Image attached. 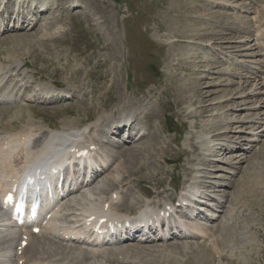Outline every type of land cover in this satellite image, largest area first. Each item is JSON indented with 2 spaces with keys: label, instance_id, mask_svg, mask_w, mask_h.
<instances>
[{
  "label": "rangeland",
  "instance_id": "obj_1",
  "mask_svg": "<svg viewBox=\"0 0 264 264\" xmlns=\"http://www.w3.org/2000/svg\"><path fill=\"white\" fill-rule=\"evenodd\" d=\"M53 1L55 4L79 1V4H67L63 9H56L55 6L36 13L32 20L34 24L26 18L24 23H19H22L21 27L13 19L10 30L0 34V68L5 73L0 89L9 93L8 101L0 103V150L3 147L6 150V139L17 133L27 131L32 134L27 151L37 152L56 131H80L78 144H98V149L92 152L94 163L96 169L104 168L106 173L100 170L99 174L103 176L94 187L87 189L81 186L77 194L63 200L61 214L56 217L59 227L71 228L75 225L76 218L65 217L68 213L75 214L72 206L76 209L100 208L99 202L107 197L103 192L120 187L123 180H133L135 177L131 178L128 172L138 171L146 165L143 176H139L144 179L143 189L135 183L120 189L118 201L122 199V202L112 205L110 213L133 218L148 210L154 212L173 199L176 204L169 222L187 223V233L196 237L186 239L178 232L166 242L150 241L144 245L132 242L126 246L130 250L133 248V252L125 246L127 251L122 252L124 255L120 253L121 256L118 252L123 245L93 248L82 243H69L63 237H60L62 240L38 237L33 242L44 248L39 247V254L24 255L17 251L19 234L12 231L13 227L0 226V264H33L41 258L44 264H75L71 259L77 250H88V253H109L113 250L119 256L118 262L100 258L102 261L93 259L84 264H264V128L257 130L259 126H255L254 134L260 133L257 137L262 142L251 143L248 140L251 139L249 129H252V124L247 120L246 123L230 122L235 112L231 106L227 108L231 105L230 100H236L232 97L239 84L249 80L251 85L240 89L253 87L254 90L256 83L262 79L259 84L264 85V44L262 48L255 46L253 41L258 38L256 36L247 42L246 39H238L246 28L253 32L264 25V0H232L252 9L249 13L238 9L233 11L227 6L215 7L210 0ZM13 9V4H4L0 6V13L3 12V17H6L13 13ZM256 10L260 18L255 14ZM255 16L257 19L253 20ZM60 27H63L62 30L55 32ZM177 33L178 38L175 36ZM192 33L205 35V38L183 40L180 36ZM221 37L227 40L219 39ZM234 37L236 39L233 40ZM263 42L264 36L261 46ZM194 54L196 59L192 58ZM77 71L81 73L75 74ZM203 71L206 72L200 75ZM254 76L259 77L257 81ZM116 79L120 80L118 87ZM197 81L200 83L194 91L195 88H192ZM42 88L48 90V98L52 91L59 89L71 91L73 98L52 103L35 101ZM259 88H263L259 92L263 93L264 87ZM19 89H22L21 92ZM123 96L134 101L129 111L140 119L151 111L157 112L158 118L152 124H139L159 141L152 142L153 136L150 135L133 141L139 140L135 138L136 134L131 136L132 141H123L124 132L117 136L113 132L108 134L105 121L115 116L114 120L121 118L117 112L127 104V99L122 100ZM262 98L264 96L260 95L246 100L237 115L241 114L245 120L259 113L248 108ZM103 101H108L107 107ZM204 107H208L210 112L204 114ZM260 117L264 118L263 115ZM89 128L93 130L88 134ZM215 128L221 129L218 131L221 138L213 137L211 131ZM203 135L206 137L199 140ZM112 138L117 141L113 142ZM223 141H226L224 147L221 145ZM196 143L198 146L191 147ZM257 144V150L252 151ZM227 145L242 149H234L233 152L237 150V153H227L230 149ZM7 150L4 156L0 152L1 179L10 169L9 161L13 165V160L23 153L20 152L22 147L16 152ZM133 150L141 154L139 161L130 163L131 159L124 152L130 155ZM212 151L214 153L211 154ZM18 153H21L20 157ZM178 154L182 155L178 161L166 164L163 160H172V155ZM242 155L244 159L240 157ZM157 168L161 169L159 174ZM191 168L200 169V176L206 175L209 179L194 181ZM101 180L103 189L100 187ZM215 182L219 183L215 189H207ZM96 188L103 191L102 195ZM193 195L198 199L193 204L198 217L188 219L185 216L188 209L182 206L180 198ZM200 196L202 199L198 198ZM127 197L130 202L125 200ZM143 206L149 208L142 210ZM3 213L0 210L2 224L6 219ZM157 236L154 233L151 239ZM45 248L52 251V255L45 253ZM135 248L141 252L138 253ZM56 251L59 253L54 256ZM62 252L65 254L62 255Z\"/></svg>",
  "mask_w": 264,
  "mask_h": 264
},
{
  "label": "bare ground",
  "instance_id": "obj_2",
  "mask_svg": "<svg viewBox=\"0 0 264 264\" xmlns=\"http://www.w3.org/2000/svg\"><path fill=\"white\" fill-rule=\"evenodd\" d=\"M31 1H35L36 3H37V7H35V8H32L33 6H32V4L30 5V2ZM67 1H69V0H67ZM195 2L196 1H198V0H194ZM211 1V3L213 4V5H215V7H221V6H227V7H229V8H231V10H239L240 12H251V10L252 9H249V8H246V7H243L242 5H239L238 3H234V2H232V0H210ZM223 1H225V2H223ZM13 2V3H12ZM100 3H104V1L102 2H100ZM6 5V4H13V6H14V12L12 13V16L11 15H8V16H4L3 17V15H4V13L2 12V13H0V17L2 18L1 20H2V23H0V25L2 26L1 28H0V34L1 33H7L10 29V21L11 20H18L17 21V23L19 24V22L20 21H24L25 19H26V15L27 16H29L30 18V20L32 19L33 20V16L32 15H34V14H39V13H41V12H43V11H47V10H50L51 8H54L55 6H56V9H59V8H64V5H67L68 4V6L70 5V6H75V5H78L79 4V1H70V2H67V4H55L54 3V1H51V0H0V6H2V5ZM155 4V3H154ZM196 4V3H195ZM246 4V1H245V3H244V5ZM248 4V3H247ZM249 6H250V4H249ZM249 6H247V7H249ZM105 8V7H104ZM255 14L256 15H258V18H260L261 17V15H260V13L259 12H257V10L255 11ZM32 16V17H31ZM262 16H263V14H262ZM6 19H7V22H5L6 21ZM9 19V20H8ZM254 19H257V17L255 16V17H253V20ZM31 24H34V21H31L30 22ZM240 26H242V25H240ZM261 27H264V25H262V26H260L259 28H256V30H254L253 32L250 30V28L248 29V28H246L245 29V31L243 32V36L242 37H239L238 39H246V42L247 41H249L252 37H254V36H256V37H258L257 39H256V41L254 40L253 42H256L255 43V46H258V47H263V44H264V42L262 43V46L260 45L261 43H260V41L262 40V38H263V36H264V29H263V31L261 30ZM62 28L63 27H60V28H57V29H55L56 31L55 32H60L61 30H62ZM235 29V28H234ZM50 31V30H49ZM49 31H47V32H49ZM238 31V30H237ZM262 32V33H261ZM45 34H46V32H45ZM50 34V33H49ZM178 33L175 35L177 38H178ZM181 36V38L183 39V40H187V39H190V40H195V39H197V40H203L205 37V35H198V34H194V33H192L190 36H185V35H180ZM46 37V36H45ZM50 38V37H49ZM181 39V40H182ZM219 39H222L223 41H225V40H227L226 38H224V37H221V38H219ZM233 40L234 39H236L235 37L234 38H232ZM178 40H180V39H178ZM221 41V40H220ZM208 42H211V40H209ZM259 42V43H258ZM240 43H242V42H240ZM248 43H246L245 45H243L242 46V48L244 47V46H246ZM141 45V44H140ZM108 47V46H107ZM107 47H105V48H107ZM110 47V46H109ZM110 49V48H109ZM106 50V49H105ZM109 53H110V51H109ZM131 53V52H130ZM232 56V59H235L234 58V55H231ZM196 55L194 54L193 55V59H196ZM129 59V58H128ZM127 59V60H128ZM89 61V60H88ZM129 61V60H128ZM234 61H236V60H234ZM18 63V62H17ZM106 63V62H105ZM125 63V62H124ZM242 64V63H241ZM108 66V65H107ZM114 68V67H113ZM207 67H205V69H206ZM109 69V68H108ZM112 70V69H111ZM206 71H203V72H200V75H202L203 73H205ZM81 73V71H77L75 74H80ZM97 73V72H96ZM91 74V73H90ZM104 74V73H103ZM249 74V73H248ZM112 75V74H111ZM236 75H238V74H235V76ZM4 76H5V73L3 72V70H1V68H0V85L3 83V81H4ZM17 76V75H16ZM92 77V76H91ZM108 77H109V75H108ZM250 78H252V75L250 76ZM259 77L258 76H254V80H256V79H258ZM103 80V79H102ZM260 80H262V79H259V81H258V83H256V87H255V89L253 90L252 88L253 87H251L250 89H248V88H246V87H248L249 85H251L250 84V82H249V80H246L244 83H243V85H238V88L236 89V93H235V95H234V97H232V100L233 99H241V101H236V100H233V101H231L230 100V103H231V105H228L227 106V108L229 107V106H231L232 107V111L233 112H235V113H231L232 114V116H231V119H230V122H243V123H246V120L248 121L247 123H250V124H252V129H249L250 130V132H249V135H251V139L250 140H248V141H250L251 143L252 142H255V143H258V142H262V140H260V139H258L259 137H257L258 135L260 136V133L258 134V133H255L254 134V128H255V126L256 125H258L259 126V128L257 129V130H260L261 128H264V118L263 117H260V115H263L264 116V114H261L262 112H264V99L262 98L261 100H258V101H255L253 104H252V107L251 108H248V109H250V110H253L254 111V113L255 112H258L259 111V113H256V114H253L252 115V117H246L245 118V120H243L242 118H241V114H239V115H237L238 114V111H242L240 108H242L241 106L242 105H245V101L246 100H251L252 98H254V97H256V96H260V95H263L264 96V92L263 93H259V92H261L262 91V89L263 88H259V87H264V85H262V84H259V82H260ZM257 81V80H256ZM115 83H116V86L118 87L119 86V83H120V80H118V79H116L115 80ZM200 83V81H197L196 83H194L195 84V87L193 86V88L192 89H194V91L196 90V88L198 87L197 85ZM115 86V85H114ZM244 86H246L244 89H240V88H242V87H244ZM36 88V87H35ZM2 90V89H1ZM1 90H0V103H6L7 101H8V96H9V93H7L5 90L3 91V92H1ZM20 90V92H21V90L22 89H19ZM261 90V91H260ZM126 91L127 92H129V89H128V87L126 86ZM39 92L40 93H38V95H39V97H36L35 96V98H34V100L35 101H40V100H43L44 98L45 99H48V90L46 89V88H42V89H40L39 90ZM93 93V92H92ZM91 93V94H92ZM136 94V93H135ZM51 95H53V96H51V97H53V98H49V101L48 102H55L56 100H59V99H61V100H66V99H68V98H71L72 97V92L71 91H68V90H65V89H59V90H55V91H52V94ZM233 94L231 93L229 96L231 97ZM29 96V95H28ZM47 96V97H46ZM84 96H87V94H84ZM140 96V95H139ZM50 97V96H49ZM120 97V96H119ZM144 97V96H143ZM73 98V97H72ZM245 98H247V99H245ZM30 99H33L32 97L30 98ZM127 99V101H126V105L123 107V108H121L117 113H118V116L119 117H121L120 119H117V120H114L115 118H116V116L115 117H111V118H107V120L105 121V126H107L108 128H109V130H108V134L109 133H114L113 135H115V136H117L121 131H126L127 132V130H126V128H128L129 126L130 127H133V128H139V132L138 133H136V139H138L139 138V140H143L146 136H148V135H150V136H153L151 133H148L147 134V132H145V130L142 128V127H140V125L141 124H139L140 122L141 123H145L147 126H149L150 124H152V121L154 120V119H157L158 118V114H157V112L155 113L154 111H151V112H149V113H147L146 115H143V117H142V119H140L139 117H138V115L137 114H135V113H130V111H129V109L131 108V107H133L134 106V101L130 98V97H125V96H123V99L122 100H126ZM245 99V100H244ZM121 101V100H120ZM140 101H141V99H140ZM261 101H263L262 102V104L259 106L258 105V103H260ZM104 102V101H103ZM121 103V102H120ZM244 103V104H243ZM86 104V103H85ZM140 104V103H139ZM103 105L105 106V107H107L108 106V101H106V102H104L103 103ZM22 107H23V105H22ZM96 108V107H95ZM189 109H190V107H189ZM247 110V109H246ZM203 113L204 114H207V113H209L210 111H209V108L207 107V108H203ZM261 112V113H260ZM1 114V113H0ZM5 115V114H4ZM90 117V116H89ZM110 119H112V120H110ZM130 122H131V124H130ZM130 124V125H129ZM216 124V123H215ZM259 124H261V125H259ZM151 127H152V125H151ZM148 128V127H147ZM223 129V128H222ZM69 130H71V129H69ZM69 130H59V131H56V132H54V134H52V135H50L49 136V141H48V143L47 144H45V145H43L37 152H32V151H27L28 150V143H29V141L28 140H30V135H32V134H29V133H27V131H26V133H17V134H14L12 137H11V135H9L10 136V138L8 137L6 140H7V149L9 148V150H15L17 147H18V149H19V147H22L23 148V151H20V152H23L22 153V155H21V157H20V155L19 154H21V153H18V155H19V157L20 158H18L17 160H13V165H12V161L10 162L9 161V165H11L10 166V169L8 170V172H7V174L5 175V174H3V179H1L0 178V194H3L5 191H7V185H8V183L9 182H14V183H16L17 182V179H19V178H21V176H22V171L24 170V169H26L29 165H31V164H36V165H44V164H48V162H50V160H55L54 159V157L56 156V155H61V157H64V159L66 160H64L63 161V163H62V165H61V167H65V165H66V162H67V159L65 158V157H68V155L71 153V150L73 149H75L76 148V146H81L80 144H78V142L79 141H77V139H78V137H80L81 136V134H80V131H77V130H72V132H70V133H67V132H69ZM90 130V128L88 129V131ZM93 129H91V131H92ZM221 129H214L213 131H211V133L214 135L213 137H216V138H221L222 136H221V133H219L218 131H220ZM144 131V134H143V136L142 137H140V135H141V133ZM21 132V131H20ZM129 132V131H128ZM263 132H264V130H263ZM31 133H33V132H31ZM105 134H107V132L105 133ZM132 134H134V133H131L130 135H132ZM223 134V133H222ZM257 134V135H256ZM130 135H129V138L126 140V141H130L131 139H130ZM133 136H135V134L133 135ZM125 137V136H124ZM123 137V138H124ZM206 136L205 135H203V137H201V138H198L199 140H201L202 138H205ZM76 139V140H75ZM211 140V139H210ZM112 141L113 142H115V141H117L115 138H112ZM119 141V140H118ZM132 141V140H131ZM134 141V140H133ZM135 141H138V140H135ZM157 141H159V139H158V137H155V136H153V138H152V142H157ZM214 141V140H213ZM5 142V141H4ZM212 142V141H211ZM76 143V144H75ZM88 143V142H87ZM224 143H226V141H223V144H221V145H223V147L225 146L224 145ZM69 145H70V147H69ZM45 146V147H44ZM91 145H89L88 147H90ZM192 146H198V144L196 143L195 145H191V147ZM228 147H230V149L228 150L229 152H227V153H237L236 151L235 152H233L234 151V149H236V148H239L238 146H235V145H227ZM258 146V144L256 145V146H254V148H253V150L252 151H255V149L257 150V147ZM3 147V146H2ZM1 147V148H2ZM6 147V146H5ZM44 147V148H43ZM65 147V148H64ZM4 148V147H3ZM1 149L0 150V152L2 153V156H4L3 155V153H4V151L6 152V150L5 149ZM62 148H64V151L62 152V153H60V154H58L59 153V150L60 149H62ZM70 148V151L68 150ZM117 148H118V146H117ZM197 148V150L200 152L201 151V149L199 148V147H196ZM17 149V150H18ZM239 149H242L241 147L239 148ZM245 149H247V148H245ZM9 150H7V151H9ZM17 150H15V152L17 151ZM22 150V149H21ZM122 150V148L120 149V151ZM264 150V149H263ZM224 151V150H223ZM251 151V152H252ZM91 152V154H88V156H86L85 158H83L81 161L82 162H85V163H93V161H94V159L95 158H93V155H92V151H90ZM210 152V151H209ZM226 152V151H225ZM7 153V152H6ZM118 153V152H117ZM212 153H214V151H212L211 152V154ZM11 153L9 152V155H10ZM119 154V153H118ZM124 154H125V156H127L129 159H131V161H130V163H132L133 161H137L138 159H139V156H140V152H137L136 150H133L132 151V154H128L127 152H124ZM187 155H188V153H186ZM11 156V155H10ZM181 156L182 155H172V160L171 159H169L168 160V158H164L163 160H164V162L167 164V162L168 161H178L180 158H181ZM209 156H210V153H209ZM244 155H242V156H240L241 158L243 157ZM12 157V156H11ZM16 157V156H15ZM3 158V157H2ZM234 159H236V158H234ZM242 159H244V158H242ZM3 160H5L4 158H3ZM7 160V159H6ZM5 160V161H6ZM9 160V159H8ZM141 160V159H140ZM139 161V160H138ZM243 160H241L240 162H242ZM7 162V161H6ZM54 162V161H53ZM239 162V163H240ZM2 163H3V161H2ZM8 163V162H7ZM11 163V164H10ZM6 164V163H5ZM2 165H4V164H2ZM6 165H8V164H6ZM100 166V165H99ZM9 167V166H8ZM7 167V168H8ZM147 168V166L146 165H144V166H142V167H140V169L138 170V171H129L128 173L130 174V176H131V178H133V177H135L133 180L131 179V180H127V181H124L123 180V182L121 183L122 185H120V187H115V188H112L111 190H106V193L105 192H103L102 190H99V189H97L96 188V190L98 191V192H100V194L102 195V193L101 192H103L104 194H107V197L105 198V199H103L102 201H100L99 202V204H100V208H98V209H95V208H93V207H91L90 209L89 208H83V209H76L74 206H72L71 208L72 209H74L76 212H75V214H71V213H68V214H66L65 215V217H74V219L76 218L77 219V221H76V223L78 224V225H80V223H85L86 222V220H88V219H93V218H97V216L99 215L100 217H112V214L110 213V211L109 210H111V208H112V205H118V204H121V200L120 201H118V199H119V190L120 189H124V188H128V186H131V185H133L134 183L135 184H137L138 185V187H141V185L143 184V182H144V179H143V177L142 178H139V176H143V172H144V170ZM159 168V167H158ZM157 168V170H156V172H157V174H159L160 173V171H161V169H158ZM161 168V167H160ZM5 169V168H4ZM6 170V169H5ZM101 170V172L103 171L104 172V174L106 173L105 171H104V168H102V169H100ZM100 170H98V169H96V170H94L93 172H92V177H91V179L88 181V182H86V181H79V178H78V176H76V174L73 176L74 177V179L72 180V182L73 183H76V185H73L72 184V187L70 186L69 187V189L67 190V191H65L66 192V194L65 195H67V197H70L71 195H75V194H77L80 190H81V186H83V187H87V189H89V188H92V186L94 187V185H96L97 184V182L99 181V179H100V177L101 176H103V175H101V174H99V172H100ZM3 172H1V174H2ZM6 173V172H5ZM200 173H202L201 172V170L200 169H192L191 168V177H192V179L194 180V181H199V180H202L203 178L204 179H209V177H206V175L205 176H200ZM208 173H211L210 171H208ZM212 174V173H211ZM5 175V176H4ZM165 175V174H164ZM105 177V176H104ZM149 178V177H148ZM142 179V180H141ZM151 179V178H150ZM104 180V179H103ZM103 180H101L100 181V187L102 188L103 187ZM149 182V181H148ZM210 183H212V182H210ZM148 184V183H147ZM149 184H150V182H149ZM217 184H219L218 182H215V184H213V185H210L209 187H207V189H215L216 187H217ZM222 185H224V184H222ZM78 186V187H77ZM215 186V187H214ZM142 188V187H141ZM86 189V188H85ZM103 189V188H102ZM143 189V188H142ZM212 192V191H211ZM92 196L93 197H95V194H92ZM193 197H194V195H193ZM195 197H196V195H195ZM113 198L115 199L114 201H113ZM199 199H202V197L200 196V197H198ZM1 199V198H0ZM193 199H195V198H193ZM125 200L126 201H129V198L127 197V198H125ZM173 200V199H172ZM197 200V199H196ZM118 201V202H117ZM174 201V200H173ZM193 200L191 199V202H192ZM61 202H63V200L61 201ZM130 202V201H129ZM129 202H127V203H124V204H122L121 206H120V208L123 206V205H125V204H128ZM187 202H190L189 200H187ZM201 203H205V202H201ZM144 207H146V206H143L142 207V209H144ZM194 209H196L197 210V208H191L190 209V212H192V214L193 215H195L196 216V218L198 217V215H196L195 213H194ZM86 210H88V211H86ZM201 211H203V210H201ZM2 212V211H1ZM51 213V218L49 219V220H47L46 222H43L42 223V225L40 226L41 227V232L38 234V235H35V234H33L32 233V230H25L24 231V233H23V237H27V241L26 242H28V245H27V247L24 249V250H22L23 252L22 253H24V255H26V254H28V253H31V254H35V253H38L39 252V247H42V248H44L43 246H39V245H37L35 242H33V241H35V239L36 238H38V237H45L46 239H52V240H55V239H60V240H62L61 238H60V236H62L63 238H64V240H66L67 238H68V236H64V235H67V233L70 231V229L71 228H61V227H59L58 226V223H57V221H56V217L58 216V215H60L61 213H60V205H57L55 208H53L52 209V211L51 212H48V214H50ZM155 213H157V211L155 212ZM4 214V213H3ZM117 214V213H116ZM4 216H5V220H4V224H2V223H0V224H2V225H0L1 227H4V226H8V227H10V228H12L11 227V225L13 224L11 221H10V219H9V217L7 216V215H5L4 214ZM77 216H79V218H77ZM158 214L155 216V218L156 219H158ZM123 218H128V217H123ZM195 218V219H196ZM189 219H192V218H189ZM73 224V222L71 223V225ZM167 224H168V222H167ZM181 226H183L184 228H185V225H181ZM15 228V227H14ZM180 228H182V227H180ZM160 230V229H159ZM185 230L187 231V229L185 228ZM12 231H15L16 232V234H17V229L15 228V229H13ZM85 231H87V228H85V227H83V228H79L78 229V232H81V233H84ZM173 233V237L174 236H176L175 235V233L176 232H172ZM60 234H62V235H60ZM164 234V233H163ZM184 235V238H186V239H188V238H195L196 236L194 235V234H191V233H185V234H183ZM166 236V235H165ZM170 236V235H169ZM186 236V237H185ZM66 238V239H65ZM134 238V236L133 237H127V238H125L124 240H122V241H120L118 244L119 245H123V248L121 249V250H119L120 252H118V254L121 256V254H122V252H125L126 253V249H125V246L126 245H129L130 243H132V242H134L135 240L133 239ZM39 239V238H38ZM150 240V237H148L146 240H145V242H141L140 244H148V242H150L149 241ZM169 240V239H168ZM167 239H163V238H161V237H159V239H157V238H154L153 239V241H157V242H166V241H168ZM20 241H24L23 239H21ZM67 241V240H66ZM152 241V242H153ZM49 242V241H48ZM67 242H69V243H72V244H80V243H82V244H85L83 241L82 242H77V241H67ZM136 242V241H135ZM21 243V242H20ZM44 245H46V244H44ZM105 245V244H104ZM104 245H102V246H104ZM130 246V245H129ZM90 247H92V246H90ZM127 248H128V250L129 251H131V253L133 252L132 251V249L133 248H131V250H130V248L128 247V246H126ZM52 248V247H51ZM50 248V249H51ZM93 248H95V247H93ZM101 248V247H100ZM136 248H138V247H136ZM134 249L135 251H138L139 249ZM61 249H63V248H61ZM60 249V250H61ZM65 249V248H64ZM163 249V248H162ZM43 249H41V251H42ZM67 250V249H66ZM159 251L161 250L160 248L158 249ZM157 250V251H158ZM206 250V249H205ZM40 251V252H41ZM45 253H47V254H50V255H52V251H48V250H46V248H45ZM59 251V250H58ZM58 251H56V252H53V255L55 256V254H58L59 252ZM64 251V250H63ZM75 251V250H74ZM78 252L77 253H75V255H74V257H73V259H71V258H69V259H71L72 261H75V264H84V263H86V262H88V261H90V260H98V261H102L101 259H104V260H106V261H108V262H112V261H116V262H118V260H119V256H117V252H113V250L112 251H110L109 253H99V252H90V253H88V250H85L86 252H84V250L83 251H81V250H77ZM134 251V252H135ZM139 252H141V251H138V253ZM161 252V251H160ZM165 253H166V251H164ZM121 253V254H120ZM128 253V252H127ZM153 253H156V252H152V255H154ZM157 253H159V252H157ZM39 254V253H38ZM37 254V255H38ZM63 254H65V252L63 253L62 252V255ZM74 254V253H73ZM146 254V253H145ZM160 254H162V253H160ZM164 254V253H163ZM162 254V255H163ZM49 255V256H50ZM72 255V254H71ZM70 255V256H71ZM122 255H124V254H122ZM134 255H135V253H134ZM140 255V254H139ZM143 255V254H142ZM150 254H148V256H149ZM53 256V257H54ZM59 256V255H58ZM73 256V255H72ZM147 256V257H148ZM155 256V255H154ZM160 255H158V257H159ZM52 257V256H51ZM68 257V256H67ZM137 257H138V255H137ZM150 257H152V256H150ZM160 257H163V256H160ZM101 258V259H100ZM154 258V257H153ZM157 258V257H156ZM36 259H37V257H36ZM35 259V260H36ZM100 259V260H99ZM151 259V258H150ZM19 260L20 261H22L23 259H22V257L21 256H19ZM41 260H42V258H41ZM40 259H37V262L36 263H33V264H44V263H42V261H41ZM122 260V259H121ZM124 260H128L126 257H124ZM131 261V260H130ZM135 261H138V260H135ZM26 262V261H25ZM35 262V261H34ZM50 262V261H49ZM148 262H150V261H148ZM152 262H154V260L152 261ZM156 262V261H155ZM115 263V262H114ZM130 263H132V262H130ZM137 264H138V262H137ZM150 264H152V263H150Z\"/></svg>",
  "mask_w": 264,
  "mask_h": 264
},
{
  "label": "snow or ice",
  "instance_id": "obj_3",
  "mask_svg": "<svg viewBox=\"0 0 264 264\" xmlns=\"http://www.w3.org/2000/svg\"><path fill=\"white\" fill-rule=\"evenodd\" d=\"M36 231H38V229Z\"/></svg>",
  "mask_w": 264,
  "mask_h": 264
}]
</instances>
